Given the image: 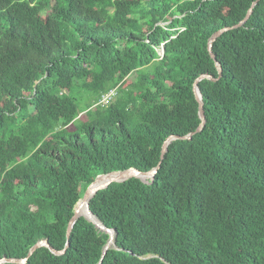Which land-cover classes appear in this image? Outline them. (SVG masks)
Here are the masks:
<instances>
[{
	"label": "trees",
	"instance_id": "trees-1",
	"mask_svg": "<svg viewBox=\"0 0 264 264\" xmlns=\"http://www.w3.org/2000/svg\"><path fill=\"white\" fill-rule=\"evenodd\" d=\"M253 1L0 0V259L45 239L68 246L23 264H97L111 232L79 216L67 238L75 204L97 175L147 171L194 131L192 83L210 74L202 130L172 140L153 179L89 200L115 232L99 264H264V0L213 42L216 61L207 50Z\"/></svg>",
	"mask_w": 264,
	"mask_h": 264
},
{
	"label": "water",
	"instance_id": "water-1",
	"mask_svg": "<svg viewBox=\"0 0 264 264\" xmlns=\"http://www.w3.org/2000/svg\"><path fill=\"white\" fill-rule=\"evenodd\" d=\"M259 0H254L252 2V4L250 5L249 9L247 10L245 16L236 24L232 25V26H227V27H222L218 30H216L210 37L209 39L207 40V50H208V53L210 55V57L214 60H215V56L212 52V44L213 42L220 36L222 35L224 32L228 31V30H231V29H235V28H238V27H241L246 21L247 19L249 18L251 12H252V8L253 6L258 2ZM215 66H216V69L218 71V77H220V74H221V67L219 65L218 62H215ZM202 79H208V80H211V81H215L217 78H214L212 75L210 74H202L200 75L199 77H197L193 83H192V90H193V93L195 95V99L198 103V115H199V119H200V122L198 123L197 127L195 128L194 131L192 132H189L185 135H170L168 136L164 142L162 143V146H161V150H160V159H159V162L158 164L147 170V171H140L136 168H133V167H130V168H127V169H124V170H118V171H112V172H108V173H104V174H99L97 175L92 181L91 183L88 184V186L86 187L83 195L81 198H79V200L77 201V203L75 204L74 206V211H73V215L71 216V218L69 219L68 221V224H67V228H66V236L67 238L69 237L70 235V232H71V228L75 222V220L79 217V216H83L84 218H86L88 221H90L95 227L98 228V230L102 231V232H106L107 234L109 232H112L113 233V242L111 244V246L109 245V238L107 240V242L105 243V245L103 246V249H102V255L98 261L97 264H99L104 256V254L106 253L107 249H109L110 247H113V248H116L115 246V242H114V235H115V232L113 229H110V228H107L105 225H103L101 222H100V225L96 224L93 220H90L88 219L85 215H77L76 213V206L77 204L79 206L82 205V203H85L86 205V209H87V212L90 214V215H93L91 213V211L89 210V206H88V202L89 200L100 190H103L105 188L108 187V185H110L111 183L113 182H123L129 178H132V177H137L139 178L140 180L142 181H147V179H153L155 173L157 172V169L159 168L160 166V163L163 159V156H164V153L166 152L167 150V146L168 144L172 141V140H176V139H180V140H188L190 139L193 134L197 133V132H200L205 124V116H204V112H203V103H202V99H201V94L199 92V88H198V82ZM41 246H44V247H47L52 253L56 254V255H59V254H63L66 247L68 246V242H66L65 244V247L61 250H55L53 248H51L47 241L45 239H40L38 240L33 246L30 247V249L28 250L27 252V255L23 258H1L0 259V264L1 263H4V262H9V263H17V264H23L26 262L27 258L39 247Z\"/></svg>",
	"mask_w": 264,
	"mask_h": 264
},
{
	"label": "rangeland",
	"instance_id": "rangeland-1",
	"mask_svg": "<svg viewBox=\"0 0 264 264\" xmlns=\"http://www.w3.org/2000/svg\"><path fill=\"white\" fill-rule=\"evenodd\" d=\"M159 56L162 54L161 48L157 50ZM128 80L134 81L135 79V72H132L128 77ZM71 96L76 98V104L79 109H83L85 103L88 101V93L82 90L79 86H74L70 93ZM82 115V114H80Z\"/></svg>",
	"mask_w": 264,
	"mask_h": 264
},
{
	"label": "bare ground",
	"instance_id": "bare-ground-1",
	"mask_svg": "<svg viewBox=\"0 0 264 264\" xmlns=\"http://www.w3.org/2000/svg\"><path fill=\"white\" fill-rule=\"evenodd\" d=\"M110 90H113V91H114V89H110ZM110 90H109V91H110ZM107 92H108V91H107ZM107 92H106V93H107ZM106 93H105V94H106ZM114 95H115V94H114ZM100 99H101V98H100ZM99 103L102 104V103L100 102V100H99ZM76 213H77V215H85L88 219L93 220L96 224H98V222H99L98 225H100V221H99L94 215H90V214L87 212V209H86V205H85V203H82L81 206L77 205V207H76ZM90 216L96 218V219L98 220V222L95 221L94 219H92ZM111 240H112V242H113V233H112V232H111V237H110V239H109V242H110Z\"/></svg>",
	"mask_w": 264,
	"mask_h": 264
},
{
	"label": "built area",
	"instance_id": "built-area-1",
	"mask_svg": "<svg viewBox=\"0 0 264 264\" xmlns=\"http://www.w3.org/2000/svg\"><path fill=\"white\" fill-rule=\"evenodd\" d=\"M114 94L115 92L113 90L108 91L106 94L101 95L100 102L102 104L109 102L113 98Z\"/></svg>",
	"mask_w": 264,
	"mask_h": 264
}]
</instances>
